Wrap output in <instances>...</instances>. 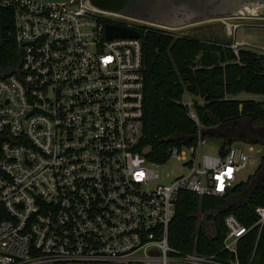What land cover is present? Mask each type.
I'll return each instance as SVG.
<instances>
[{
    "label": "built area",
    "instance_id": "1",
    "mask_svg": "<svg viewBox=\"0 0 264 264\" xmlns=\"http://www.w3.org/2000/svg\"><path fill=\"white\" fill-rule=\"evenodd\" d=\"M0 7L11 11L20 63L19 74L0 76V264H251L239 260L237 245L252 229L260 233L264 207L250 227L224 217L216 255L168 243L178 195L225 197L251 160L232 145L197 163L207 144L199 131L186 147L187 173L151 186L157 165L140 149L141 43L105 36L107 23L120 25L107 19L135 31L138 21L89 0ZM183 105L197 124L192 102ZM183 148H170L168 159L185 160Z\"/></svg>",
    "mask_w": 264,
    "mask_h": 264
},
{
    "label": "trees",
    "instance_id": "2",
    "mask_svg": "<svg viewBox=\"0 0 264 264\" xmlns=\"http://www.w3.org/2000/svg\"><path fill=\"white\" fill-rule=\"evenodd\" d=\"M135 25L140 37L144 77L140 149L149 162L164 164L170 148L193 145L199 131L207 139L216 137L214 128L242 119L264 124V100L250 98L264 97V52L241 47L234 53L233 41L216 31L202 36L179 35ZM0 26V67L5 69L16 66L19 55L13 43L11 11L1 7ZM185 96L192 102L197 124L183 105ZM230 146L232 141L222 139L218 154L224 156ZM263 164L264 155L255 173L244 183L235 185L225 197H198L181 192L168 227L169 245L184 253L216 255L225 234L224 217L232 215L243 226H252L257 219L254 209L264 207V177L243 203L234 206L226 205V201L240 195ZM214 211H218L216 232L210 237L198 216ZM237 252L242 263L251 260V264H264V226L259 234L257 229H252L243 237Z\"/></svg>",
    "mask_w": 264,
    "mask_h": 264
},
{
    "label": "rangeland",
    "instance_id": "3",
    "mask_svg": "<svg viewBox=\"0 0 264 264\" xmlns=\"http://www.w3.org/2000/svg\"><path fill=\"white\" fill-rule=\"evenodd\" d=\"M132 4L137 3L139 6L144 7L143 10L150 9L155 14L164 16H176L181 21V25L176 28H170L149 22H136L140 25L159 28L167 31L175 32L179 35H194L202 36L211 34L216 31L219 34H225L226 38L232 41L244 40L251 44L250 49L256 52H264V0H129ZM242 5L245 9L242 11L228 12L227 10L233 6ZM252 6H259L257 10L253 11ZM161 7H165L162 10ZM243 9V8H242ZM248 10L245 12V10ZM253 11V12H251ZM259 11V12H257ZM215 12V15L211 14ZM255 12V13H254ZM236 13V14H235ZM254 14V15H253ZM115 21V20H114ZM125 21V20H124ZM218 25V26H216ZM231 34V35H230ZM189 97L185 96L187 100ZM255 100H264L262 96H250ZM247 123L253 125L252 127L262 128L264 131L263 123L253 124L248 119H242L237 123L229 126H219L213 129L215 138H207V144L197 149L195 159L200 163L203 156H216L222 139L232 141V145L241 148L248 154L251 163L238 174L235 185L244 183L250 176H252L260 165L261 157L264 155V147L252 143L250 139L245 142L240 141V137L236 131L240 126ZM182 156L185 160H178L176 158H169L164 164L152 167L155 174L158 176L156 180L151 182L152 187L157 185H167L175 178L185 175L187 173L186 163L190 161V150L184 147ZM264 167V164H263ZM262 167V168H263ZM257 174V173H256ZM250 180L246 189L237 197L227 199L226 205H238L243 203L247 196L252 191V187L260 184V177L255 180V176ZM218 211L210 212L208 214L199 215L198 219L203 223L205 232L210 237L215 235V217ZM213 224V227L210 224ZM212 227V229H211ZM215 229V231H213Z\"/></svg>",
    "mask_w": 264,
    "mask_h": 264
},
{
    "label": "water",
    "instance_id": "4",
    "mask_svg": "<svg viewBox=\"0 0 264 264\" xmlns=\"http://www.w3.org/2000/svg\"><path fill=\"white\" fill-rule=\"evenodd\" d=\"M33 1L42 2V3H68L72 0H33ZM101 1L104 0H89V3L94 7H101L103 5ZM106 1H110V0H106ZM105 36L107 39H137L138 40L140 38L138 32L133 29L116 24H109V23L105 25ZM1 43H2V29L0 26V46ZM19 66L20 63H18L16 67L8 66L5 69L0 67V76L5 77L11 74H19ZM251 141L254 144L261 145L264 147V137L254 138ZM259 177L261 179L264 177V167L256 174L255 180H257ZM254 189L255 187H252V191Z\"/></svg>",
    "mask_w": 264,
    "mask_h": 264
},
{
    "label": "flooded vegetation",
    "instance_id": "5",
    "mask_svg": "<svg viewBox=\"0 0 264 264\" xmlns=\"http://www.w3.org/2000/svg\"><path fill=\"white\" fill-rule=\"evenodd\" d=\"M243 8V9H242ZM256 8V6H255ZM257 8H260L259 6ZM162 10H165V7H161ZM245 8L240 6H233L232 8L228 9V12L233 11H242ZM247 10V9H246ZM255 10V9H254ZM264 11V9H262ZM140 14L149 22L153 24H158L170 28H176L181 25V21H179L176 16H164V15H158L150 11V9L141 10ZM211 14L215 15V12H211ZM253 125L247 123L246 125L240 126L238 130L236 131V134L240 137V139H250L253 140L254 138H261L264 137V131L261 128H253Z\"/></svg>",
    "mask_w": 264,
    "mask_h": 264
},
{
    "label": "bare ground",
    "instance_id": "6",
    "mask_svg": "<svg viewBox=\"0 0 264 264\" xmlns=\"http://www.w3.org/2000/svg\"><path fill=\"white\" fill-rule=\"evenodd\" d=\"M101 2L103 3V5L101 7H95V8L97 10L103 12V13H109V14L127 17L130 19L136 20L138 22H149L140 14L141 10H143L144 7L139 6L137 3L132 4V6H131V2L129 0H110V1L104 0ZM252 7L255 10H257L256 8L258 6L256 8H255V6H252ZM255 10H253V11H255ZM246 11H248V10H245V12ZM253 11H251V12H253ZM257 12H259V11H257ZM250 14H252V13H250ZM149 23H151V22H149Z\"/></svg>",
    "mask_w": 264,
    "mask_h": 264
},
{
    "label": "crops",
    "instance_id": "7",
    "mask_svg": "<svg viewBox=\"0 0 264 264\" xmlns=\"http://www.w3.org/2000/svg\"><path fill=\"white\" fill-rule=\"evenodd\" d=\"M186 101H190V98H188ZM218 150H219V149H218ZM216 155H219V154H218V152H217V154H216Z\"/></svg>",
    "mask_w": 264,
    "mask_h": 264
}]
</instances>
